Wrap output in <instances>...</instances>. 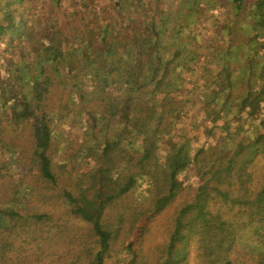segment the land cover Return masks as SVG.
Wrapping results in <instances>:
<instances>
[{"label":"trees","instance_id":"obj_1","mask_svg":"<svg viewBox=\"0 0 264 264\" xmlns=\"http://www.w3.org/2000/svg\"><path fill=\"white\" fill-rule=\"evenodd\" d=\"M50 2L55 6L49 11L68 4L62 7L68 21L51 13L43 18L40 8ZM201 3L208 20L197 16ZM230 5L242 10L245 3L0 0V148H11L20 160L7 138L29 133V170L46 185L58 186L54 162L76 136L65 140L63 151L56 149L55 126L64 121L84 128L79 150L70 158L72 173L80 174L76 191L64 188L63 197L99 239L93 264H104L111 248L112 231L104 215L118 199L126 194L152 199V206L137 207L151 217L164 212L194 180L193 198L174 211L168 257L160 264H181L191 242L203 264H264V186L246 201L247 207L235 209L236 221L214 209L219 199L234 209L241 196L252 193L251 168L256 156L264 154V0H258L259 11L247 30L235 24ZM222 6L228 11L207 14ZM87 8L96 16L93 26L83 15ZM113 9L123 14L121 28L108 20ZM207 26L213 28L210 35L203 33ZM224 26L221 32L218 27ZM192 112L213 116L204 133L218 132L222 138L194 147L183 125L178 126ZM192 119L190 125L205 126L204 117ZM246 122L253 139L242 137ZM236 133L241 140L234 141ZM227 142H234L233 147ZM18 177L16 187L23 186L24 176ZM29 194L16 197L19 212L12 207L0 212V235L14 232V242L31 219L47 218L30 212ZM16 216L24 220L21 225ZM13 241L6 245L9 254L18 253Z\"/></svg>","mask_w":264,"mask_h":264},{"label":"rangeland","instance_id":"obj_2","mask_svg":"<svg viewBox=\"0 0 264 264\" xmlns=\"http://www.w3.org/2000/svg\"><path fill=\"white\" fill-rule=\"evenodd\" d=\"M242 1L245 3L242 10H237L233 5L228 6V9L232 15H235V17L237 16V18L233 20L235 24L238 25L239 23L241 29L247 27V30L249 26H251L252 16L259 11L256 5L258 0ZM71 3L70 6H74L75 2ZM25 4H28V2ZM67 5L68 4L65 5L63 3L62 7L67 8ZM52 6L55 5L50 2L47 7L40 8V11L43 12V18L51 13V15H55V19L60 18V20L64 22L68 21L69 17L63 14L62 7L54 11H49ZM199 6L200 10L197 15L199 20L202 18L203 20H208V18L204 16L207 11L206 6L202 3L201 5L199 4ZM75 7L77 6L75 5ZM228 9L222 6V9L220 8L218 11H216L217 9H213L210 10V12L208 11L207 14L222 13V11L227 12ZM84 12L83 15L87 22L91 23V26H93L97 21L95 14L89 8L84 10ZM262 12H264V10H262ZM122 17L123 14L121 12L113 9V11L110 10V17L108 20L113 23L116 22L117 24L114 23L115 26L121 28ZM62 26L64 27V24H62ZM218 28L221 32L223 30L226 31V26H224L223 29L221 27ZM33 31L38 32L35 28ZM212 32L213 28H211V26H207L206 29L203 30V33L207 35H210ZM245 36L248 38V31L245 33ZM241 38H244V36L241 35ZM250 41L253 45L258 43L249 38L248 42ZM1 47L5 49L3 44ZM15 57L18 58V55ZM11 61L13 62V60ZM4 69L7 70L8 68L5 67ZM242 87L245 88L246 86L242 85ZM255 87H261V83L256 82ZM235 91H239V88H236ZM195 107L198 109L200 105H195ZM198 111L201 112L202 110L199 108ZM196 112H192L190 116H183L178 120V126L183 125V131L186 132L189 139H193L194 147L199 146L198 143L202 140H210L215 144L223 135L218 132L214 133V135L204 133L205 128L210 129L213 125V116L209 117L206 113L195 114ZM85 117L86 116L83 117V120ZM203 117L205 126H197L196 124L190 125L191 118H194L192 120H203ZM252 120L258 123L260 120L259 115L257 114ZM63 122L57 123L55 126L57 138L54 139V144L56 149L60 148V150L63 151L66 144L65 140L71 135L76 137H74V142H71L69 147L57 155L58 158L56 163L54 162L55 169H57L59 173L58 186H53L52 184L46 185L40 180L37 173L34 174V172L29 170L32 166V160H30L32 140L29 133L18 132L15 134L14 132L9 134L10 136L7 138L9 142L15 145V150L18 154H21L22 158L20 160L14 159L13 154L10 153L11 148L8 149L9 152L6 148H0V168H3V170L0 171V212L7 211L11 207L17 210V207L14 206V201L17 199L16 197H26V195L30 193L28 197L30 199L28 202V206L31 209L30 212L46 213L47 215V218L45 217L46 219L42 221L31 219L28 222L29 228L25 227L24 230H22L16 242L13 241L14 237H11L14 232L10 235L7 230L4 234L0 235V264H93L96 253L100 248L99 239L93 230L92 224L79 214H75L73 212L74 206L63 197L65 196L64 188L72 190L73 192L76 191V181L80 174L72 173L73 170L70 166V158L71 154L79 150L84 128L79 127L80 124L74 127ZM249 126L250 122H246L243 131L245 135H242V137L247 136L249 139H253L256 135L250 131ZM261 132H264V127ZM234 137V141L241 140L240 134L237 135L236 133ZM233 143L234 142H227V145L233 147ZM255 160L251 168L255 171L251 186L252 193L250 192L247 194L248 196L246 195L244 198L241 196L242 205L238 204L236 205L237 207L233 209L230 204L227 205L222 199H219L215 203V211L221 212L224 218L229 221H236L237 214L235 213V209L239 211V209L247 207V204H245L246 201L249 203L248 199H250V201L253 200L255 193L262 190L261 187L264 186V154L260 152ZM80 162L84 166L82 160ZM18 176H24L23 186L16 187V184L21 181V178L19 181H14L19 179ZM193 176L195 177L194 173ZM12 177L15 179L12 180ZM194 182L195 180L190 181L191 184L189 185L192 187H185L186 189L178 195L164 212L155 216L150 217L149 214L144 215L145 212L141 213L140 210L137 209V207L141 206L144 209L150 205L152 206L153 200L139 201L135 194H126L111 205L104 215V218L108 221V226H106V228L112 231L111 248L105 255L104 264H160L165 261L168 257V242L174 224V211L185 201H189L193 198ZM16 193H20V195ZM37 193H40V195ZM17 211L19 212L20 210ZM18 218L19 216H16L17 220ZM23 221V219L19 218L20 225ZM31 222H33L34 225H32ZM257 235L259 239L263 236L262 232H258ZM245 237H249L246 231L244 232V238ZM12 241L16 248H18V253L16 250L11 254L7 252L10 246L6 245ZM129 245L132 250L127 248ZM262 249H264V247ZM198 255L196 245L194 242H191L187 248V256L185 260L181 261V264H203L205 259H200Z\"/></svg>","mask_w":264,"mask_h":264}]
</instances>
